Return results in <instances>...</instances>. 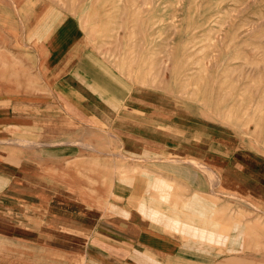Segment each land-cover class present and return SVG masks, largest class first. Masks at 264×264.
Listing matches in <instances>:
<instances>
[{
  "label": "crops",
  "instance_id": "1",
  "mask_svg": "<svg viewBox=\"0 0 264 264\" xmlns=\"http://www.w3.org/2000/svg\"><path fill=\"white\" fill-rule=\"evenodd\" d=\"M19 16L0 17V264H264V162L125 78L99 25Z\"/></svg>",
  "mask_w": 264,
  "mask_h": 264
},
{
  "label": "rangeland",
  "instance_id": "2",
  "mask_svg": "<svg viewBox=\"0 0 264 264\" xmlns=\"http://www.w3.org/2000/svg\"><path fill=\"white\" fill-rule=\"evenodd\" d=\"M49 10L99 25L125 78L201 113L236 161L264 162V0H0L12 25ZM203 166L211 194L239 198Z\"/></svg>",
  "mask_w": 264,
  "mask_h": 264
}]
</instances>
